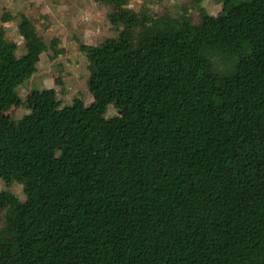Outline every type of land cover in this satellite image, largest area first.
I'll list each match as a JSON object with an SVG mask.
<instances>
[{
  "label": "trees",
  "instance_id": "obj_1",
  "mask_svg": "<svg viewBox=\"0 0 264 264\" xmlns=\"http://www.w3.org/2000/svg\"><path fill=\"white\" fill-rule=\"evenodd\" d=\"M95 1L119 31L83 44L93 102L37 89L0 122V264H264V0L199 3L198 22ZM18 27L0 111L48 48Z\"/></svg>",
  "mask_w": 264,
  "mask_h": 264
},
{
  "label": "rangeland",
  "instance_id": "obj_2",
  "mask_svg": "<svg viewBox=\"0 0 264 264\" xmlns=\"http://www.w3.org/2000/svg\"><path fill=\"white\" fill-rule=\"evenodd\" d=\"M200 1V2H199ZM130 0L136 10L150 11L158 16H180L187 13L193 22L199 21L198 4L204 5L214 15L221 12L224 0ZM111 7L95 0H0V30L15 44L18 56L26 53V44L19 31L20 14L26 13L34 22L38 33L45 39L48 48L29 79L18 87L20 103L0 111V122L18 119L30 111L33 90L55 88L63 105L75 99L90 105L94 95L89 86L90 55L83 44H97L105 37L118 34L108 18ZM10 15L11 19H6ZM218 64L221 65L220 60ZM106 117L119 115L110 103L104 112ZM4 182L0 180V188ZM12 189L25 198L24 187L14 183Z\"/></svg>",
  "mask_w": 264,
  "mask_h": 264
}]
</instances>
